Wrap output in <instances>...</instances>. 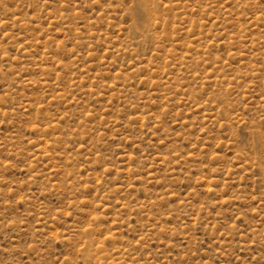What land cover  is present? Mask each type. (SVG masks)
Masks as SVG:
<instances>
[{"label":"rangeland","instance_id":"obj_1","mask_svg":"<svg viewBox=\"0 0 264 264\" xmlns=\"http://www.w3.org/2000/svg\"><path fill=\"white\" fill-rule=\"evenodd\" d=\"M0 264H264V0H0Z\"/></svg>","mask_w":264,"mask_h":264},{"label":"bare ground","instance_id":"obj_2","mask_svg":"<svg viewBox=\"0 0 264 264\" xmlns=\"http://www.w3.org/2000/svg\"><path fill=\"white\" fill-rule=\"evenodd\" d=\"M145 4H146V3H145ZM145 4H144V5H145ZM141 7H142V6H141Z\"/></svg>","mask_w":264,"mask_h":264}]
</instances>
